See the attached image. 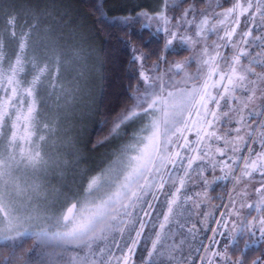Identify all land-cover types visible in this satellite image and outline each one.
Masks as SVG:
<instances>
[{
	"label": "snow or ice",
	"instance_id": "obj_1",
	"mask_svg": "<svg viewBox=\"0 0 264 264\" xmlns=\"http://www.w3.org/2000/svg\"><path fill=\"white\" fill-rule=\"evenodd\" d=\"M175 10L162 0L139 13L164 34L162 54L151 53L149 67V55L132 49L137 83L102 121L112 125L105 140L129 128L132 137L95 174L77 171L79 145L61 139L50 111L58 117L93 95L100 69L87 37L65 31L55 4L26 2L23 22L15 10L0 18V244L13 242L0 264H134L141 243V264H195L194 255L245 264L232 248L237 234L264 239V0ZM182 51L190 55L169 62ZM217 169L210 181L205 173ZM217 181L231 185L214 205L218 227L186 249L185 232L192 241L200 232L188 221L207 219Z\"/></svg>",
	"mask_w": 264,
	"mask_h": 264
},
{
	"label": "trees",
	"instance_id": "obj_2",
	"mask_svg": "<svg viewBox=\"0 0 264 264\" xmlns=\"http://www.w3.org/2000/svg\"><path fill=\"white\" fill-rule=\"evenodd\" d=\"M4 5L11 7L10 12L19 11L21 22L24 13L18 8L20 4L23 8L25 3L39 4L41 7L55 4L61 13H67L64 19L65 24H69L66 32H75L77 35L83 33L88 39L94 57L99 66V72L93 84V95L86 103L72 106L70 113L78 109L82 119L72 117V123L77 126L75 132V142L79 145V152L83 157L84 167L94 170L111 163L120 150L129 143L133 129L127 130L128 134L121 137H113L105 140L111 128V121L103 125L102 121L108 111L117 107L118 103L125 101L128 94V87L135 86L138 79V62L133 61V51L135 48L139 52L149 55L147 63L152 65L156 57L151 53L161 55L164 44V36L154 32L153 29L142 26L139 13L147 11L153 13L159 11L162 0H1ZM190 3L202 7L201 0H180L178 9L186 8ZM99 9V11H97ZM5 17V15H4ZM7 17V14H6ZM124 17L130 19L125 20ZM135 19H131V18ZM70 38V37H69ZM259 49H253V54ZM189 52L182 51L179 54L168 55L169 62H174L188 55ZM54 99V98H53ZM52 118L55 119L57 113L51 110ZM84 113H87L86 116ZM136 127H139L137 125ZM103 129V130H101ZM194 138V136L192 137ZM103 141L102 144L99 142ZM92 172V171H91ZM223 186V187H222ZM226 183L217 181L212 188L214 193L213 203L220 204L226 193ZM222 187V188H221ZM135 234L133 233V236ZM205 241H203L204 243ZM29 241L26 247L29 246ZM247 245V247H246ZM144 244L138 247L133 257L134 264H141L142 258L147 253L141 251ZM150 247V245H149ZM187 249V247L185 246ZM233 249H242L245 264H251L257 257L264 255V239L247 235V233L236 237ZM5 250L0 247V251ZM241 254L236 251L234 259Z\"/></svg>",
	"mask_w": 264,
	"mask_h": 264
},
{
	"label": "rangeland",
	"instance_id": "obj_3",
	"mask_svg": "<svg viewBox=\"0 0 264 264\" xmlns=\"http://www.w3.org/2000/svg\"><path fill=\"white\" fill-rule=\"evenodd\" d=\"M179 1L180 0H174V4L176 6H178L179 4ZM209 2V0H203V4H202V7H198L196 5H194L193 3H190L186 8L184 9H178L177 11L175 10V12H170L169 14L170 15H176V16H179L181 13H183L185 11V9H188L190 7H195V9L197 10V12H199L201 9H203L204 7H206L207 3ZM16 4H13V5H10V4H7V6L4 5V2L0 0V18H5L6 17V14L8 15L11 10V7L12 6H15ZM225 6H228V5H225ZM18 8L19 9H22L21 5L19 4L18 5ZM178 8V7H176ZM22 12V11H21ZM5 15V17H4ZM191 18V17H189ZM140 19V23L142 22L143 24L142 25H148V21L144 20L143 17L139 18ZM0 23H6V19H0ZM145 27H148L150 29H153L154 32H156V26L155 24H152L150 26H145ZM157 33V32H156ZM161 34H163L161 32ZM164 36V34H163ZM211 39H215V37H211ZM15 49V45H9V50H14ZM190 53L182 58H180L179 60H184L187 56H189ZM177 60V61H179ZM176 62V61H174ZM148 64V63H147ZM149 65V64H148ZM151 65H149L150 67ZM139 68V63H138V66ZM191 70H195V65H193L192 69ZM72 109V106H70V109L67 110V111H62L59 113L58 117L57 115H55L56 118L59 119V128H60V136H61V139H67L68 141L70 142H75V138H76V135L73 133L75 132V130L77 129V126H75V124L72 123V117H77L78 119H82L81 117V112L78 110V109H75L73 110L71 113H70V110ZM85 116L87 113H84ZM55 118V119H56ZM69 148L68 147H65L64 148V151H68ZM55 154V153H54ZM80 160H81V163L79 164V169L77 171H92L93 174L95 169L94 170H91L89 168H86L84 167V165L82 164L83 162V157H81L80 155V152H79V157H78ZM205 175L208 177V179L211 181L213 179L214 176H218L220 175V172L219 170L217 169V171L215 173H211V172H206ZM55 180H59V176L57 175L56 177H54ZM68 179L70 180L71 177L69 176ZM226 183V193L224 194L223 198H222V202L221 203H226L227 202V193L228 191L231 190V185L227 182V181H224ZM217 183V182H216ZM216 183L212 184V187L211 189L209 190V195L211 197H214V193L212 192V188H214L216 186ZM223 187V186H222ZM221 187V188H222ZM163 199V197H162ZM214 203H213V200L206 206H204L205 210H207L210 214L209 216L207 217L206 220H204V218L202 216H192L191 219L188 221L189 223V226L191 225V222H196L197 223V226L200 228V232H199V235H198V239L196 241H192L191 240V237L189 236V234L187 232H185V236H188V240L186 241L185 243V246L187 247V244L188 243H198V242H203L205 241L204 243L207 244L209 241L208 239H206L207 237H211L213 235V232L211 231L212 229H215L218 227L216 221L220 219V216H219V210H213L214 209ZM157 207H159V204L157 203ZM255 213H253L254 215ZM142 215V213H141ZM153 215H155V213H153ZM147 219V218H145ZM180 219H184L183 217H181ZM151 224V221H149V225ZM231 227V225H230ZM223 230V229H221ZM147 231V229H146ZM239 234H237L238 236ZM243 235V234H241ZM249 235V234H247ZM176 241L179 242L181 237L179 235H177L175 237ZM217 239H221L223 240L224 238L222 237H217ZM29 246L31 245V240H29ZM13 242L12 241H5L3 242V244H0V247H4V244H9L11 245ZM169 243H171V241H169ZM5 251V250H3ZM193 261L195 262V264H198V261H196V256L194 255L193 256ZM165 264H167V261L165 260Z\"/></svg>",
	"mask_w": 264,
	"mask_h": 264
}]
</instances>
